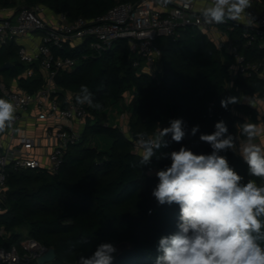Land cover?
Instances as JSON below:
<instances>
[{
	"label": "trees",
	"instance_id": "16d2710c",
	"mask_svg": "<svg viewBox=\"0 0 264 264\" xmlns=\"http://www.w3.org/2000/svg\"><path fill=\"white\" fill-rule=\"evenodd\" d=\"M115 2L0 0V8L40 4L48 12L64 13L68 19H90ZM228 24L229 38L241 46L246 59H264V46L242 45L241 32L246 25L235 21ZM155 43L160 50L157 75L131 65L125 40L99 55L92 54L85 42L52 47L53 55L77 60L74 69L60 71L57 86L76 100L80 86L86 85L94 103L102 107L86 104L80 138L67 148L55 174L44 168L7 169L0 211V247L18 246L21 239L29 237L54 249L50 264H77L80 255L90 256L101 243H112L116 248L125 243L127 247L114 254L113 264H155L159 239L177 231L179 206L158 205L152 196L158 180L155 173L170 166V158L154 157L150 165L143 167L141 149L135 151L134 143L141 135L147 138L159 128L170 126V120L182 119L189 134L179 143L167 136L168 147L159 149L157 155L178 151L182 146L195 154H211L210 145L199 137L213 133L217 122L224 121L229 133L239 134L242 140L246 138L240 124L257 122V111L247 104L221 107L220 101L231 96L228 81L264 102V71L262 75L237 74L231 79V55L197 26H185L176 36L157 37ZM18 46L9 42L0 47V67L11 63L0 68V81L15 79L19 88L34 93L43 80L38 73L22 76L26 65L17 59ZM127 92L131 98L123 104L128 111L124 132L118 125H111L107 116L110 105ZM197 125L199 131L190 135L191 128ZM221 155L243 177L242 183L254 180L257 186H264V179L249 175L240 155L232 150Z\"/></svg>",
	"mask_w": 264,
	"mask_h": 264
},
{
	"label": "built area",
	"instance_id": "2783aa9c",
	"mask_svg": "<svg viewBox=\"0 0 264 264\" xmlns=\"http://www.w3.org/2000/svg\"><path fill=\"white\" fill-rule=\"evenodd\" d=\"M248 11L258 27L245 23L246 28L241 32L242 45L255 43L257 47H262L264 11L257 12L252 8ZM228 23L204 24L197 11H194L193 4L186 5L183 0L166 7L159 0L134 3L116 0L104 13L90 19H68L64 13L47 12L40 4L18 9L0 8V47L9 42L19 45L17 59L26 65L22 76L31 77L38 73L43 80V85L34 93L19 87L12 90L4 81H0V98L9 99L15 104L16 119L20 111L33 105L36 119L44 123V133L51 141L45 165L32 156L31 149L37 145L33 136L21 135L16 146L0 148V211L7 169L44 168L48 173L55 174L67 148L79 140L85 123L86 104L81 105L72 99V94L61 90L52 78L56 72L59 74L60 71L74 69L77 60L70 56L53 55L52 47L60 48L64 44L74 46L85 42L92 54L99 55L117 41L125 40L131 65L151 73L153 69L159 68L160 50L155 43L156 38L176 36L179 29L194 25L206 34L216 30L225 35L224 43H214L218 48L223 45L231 55L235 67L233 77L237 74L248 76L251 73L262 75L264 59H246L241 46L229 38ZM34 33L38 34L35 44L29 47L19 43L23 37ZM133 149L140 150L138 142L134 143ZM46 250L47 247L38 241L24 237L18 246L0 247V264H35L36 258Z\"/></svg>",
	"mask_w": 264,
	"mask_h": 264
},
{
	"label": "clouds",
	"instance_id": "9594fccd",
	"mask_svg": "<svg viewBox=\"0 0 264 264\" xmlns=\"http://www.w3.org/2000/svg\"><path fill=\"white\" fill-rule=\"evenodd\" d=\"M183 2L191 5L195 0ZM159 3L166 7L173 0ZM252 6L253 0H201L196 11L207 25L239 21L258 27L248 11ZM240 99L226 97L220 101L221 107L228 109ZM76 100L81 105L102 107L94 103L86 85L80 86ZM15 121V104L0 98V134L13 129ZM169 125L147 138L141 135L138 140L143 167L150 165L154 157L170 158V166L155 173L159 182L152 196L158 205L179 206L177 231L159 239L155 264H264V186H257L254 180L242 183L243 177L221 155L228 150L238 152L249 175L264 179V145L255 142L264 135V129L254 123H241V134L246 139L238 144L221 120L213 133L199 137L210 145L211 154H195L182 146L158 156L157 151L169 145L167 136L179 143L189 134L182 119H172ZM198 131L199 126H194L190 135ZM116 252L112 243H101L90 256L80 255L77 264H113Z\"/></svg>",
	"mask_w": 264,
	"mask_h": 264
},
{
	"label": "crops",
	"instance_id": "0c3cea01",
	"mask_svg": "<svg viewBox=\"0 0 264 264\" xmlns=\"http://www.w3.org/2000/svg\"><path fill=\"white\" fill-rule=\"evenodd\" d=\"M178 1L179 0H173V3H177ZM200 2L201 1H195L193 3L194 11H196V6ZM251 8L257 12H263L264 2L260 0H253V6ZM235 22L245 25V23L239 21H235ZM207 35L213 42L220 41L224 43L225 35L219 34L216 30L208 33ZM24 41L30 42V44L26 45L24 44ZM37 41H38V37L36 36V34H34L32 38H29L28 36L23 37L19 43H22L30 47L33 44H35ZM234 69L235 67L233 63H231L229 66L230 75L232 74L231 79L234 78L233 77ZM156 71H159V68L153 69V72H151V74L155 75ZM5 84L12 90L18 88L15 79H12L11 83L8 84L5 82ZM226 87L230 91L231 96H236L241 98L238 103L247 104L257 111V122H255L254 124L264 129V102L260 98H258L255 94L250 95L246 93L242 88L234 86L232 80L227 82ZM130 98H131V94L128 92L125 93L121 100L110 105L108 112L109 114L107 116V120L111 125H118L120 129L123 130L124 132H126L127 129L128 111H125V109L123 108V104L126 103ZM246 120L248 119L246 118ZM43 126L44 123L36 119L35 107L33 105L28 106L27 109L20 111L19 118L16 119L13 125V129L6 130L5 133L0 135V148L6 146H16L17 139L21 135L33 136L37 140V145H35L31 149L32 156L35 159H37L40 163L45 165L47 162L46 155L47 152L49 151L51 141L46 137ZM235 137L237 138L238 144H242L245 141L240 138L239 134H237ZM255 142L264 145V135L259 136ZM234 153L239 155L238 152H234Z\"/></svg>",
	"mask_w": 264,
	"mask_h": 264
},
{
	"label": "water",
	"instance_id": "95a60500",
	"mask_svg": "<svg viewBox=\"0 0 264 264\" xmlns=\"http://www.w3.org/2000/svg\"><path fill=\"white\" fill-rule=\"evenodd\" d=\"M10 65H11L10 62H6L0 68H5V67L10 66ZM52 78H53V81L55 84L59 83L60 75L57 72L53 75ZM54 256H55L54 249L52 247H49V248H47V250L43 254L39 255L36 258V263L37 264L49 263L54 258Z\"/></svg>",
	"mask_w": 264,
	"mask_h": 264
},
{
	"label": "rangeland",
	"instance_id": "374dc122",
	"mask_svg": "<svg viewBox=\"0 0 264 264\" xmlns=\"http://www.w3.org/2000/svg\"><path fill=\"white\" fill-rule=\"evenodd\" d=\"M47 12H48V11H47ZM34 34H36V36L38 37V34H37V33H34ZM34 34H30V35H28V37H29V38H32V37L34 36ZM24 44L28 45V44H30V42L24 41ZM152 72H153V70H152ZM157 74H158V71H156L155 75H157ZM5 82L9 84V83L12 82V79H8V78H6V79H5ZM108 112H109V111H108ZM19 232H20L21 234H25V231H24V230H19ZM125 247H127V244L122 243V244H120V245L117 246V251H120V250H122V249L125 248ZM35 264H37V263L35 262ZM46 264H50V262H49V263H46Z\"/></svg>",
	"mask_w": 264,
	"mask_h": 264
}]
</instances>
